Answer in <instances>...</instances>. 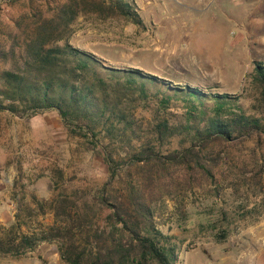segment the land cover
Returning a JSON list of instances; mask_svg holds the SVG:
<instances>
[{
  "label": "rangeland",
  "instance_id": "obj_1",
  "mask_svg": "<svg viewBox=\"0 0 264 264\" xmlns=\"http://www.w3.org/2000/svg\"><path fill=\"white\" fill-rule=\"evenodd\" d=\"M64 1L0 0V46L10 44L17 20L27 22L36 13L49 16ZM133 1L140 26L83 13L66 41L107 67L235 97V105L264 124L260 89L253 81L255 63H264V0ZM123 107L140 127L133 152L148 144L162 162L132 163L115 142L113 157L126 164L111 181L100 147L90 137L69 133L56 112L31 117L0 113V248L11 246V240L17 243L21 235L50 233L53 227L64 231L68 225L53 213L58 200L67 203L73 219L86 215L92 220L87 229H73L74 235L107 230L110 210L95 197L108 182L106 195L111 196L128 185L142 187L154 225L175 249L174 264H224L227 256L236 259L243 235H264V206L253 210L264 194V136L210 144L200 158L209 171L205 174L192 163L188 168L165 159L188 144L175 137L157 145L149 132V123L159 115L152 102L132 100ZM182 115L173 109L164 116L177 124L184 122ZM100 144L109 147L106 139ZM61 243L0 251V264H65Z\"/></svg>",
  "mask_w": 264,
  "mask_h": 264
},
{
  "label": "trees",
  "instance_id": "obj_2",
  "mask_svg": "<svg viewBox=\"0 0 264 264\" xmlns=\"http://www.w3.org/2000/svg\"><path fill=\"white\" fill-rule=\"evenodd\" d=\"M89 12L142 24L133 0H65L49 16L36 13L27 22L17 20L14 33L8 35L10 44L0 46V113L31 117L56 112L69 133L90 137L100 147L109 181L126 164L113 157L117 154L113 144L120 143L132 163L162 162L148 144L133 152V141L141 138L140 127L123 107L127 101H150L156 106L158 119L149 123V132L158 146L175 137L188 144L165 159L188 168L192 163L205 174L209 171L200 158L210 144L264 136V124L235 105V97L172 86L135 69L107 67L95 55L69 45L73 22ZM253 81L264 106V63H255ZM173 109L182 111L184 122L172 123L164 116ZM103 139L109 150L100 144ZM109 185L95 197L99 206L110 210L105 217L107 230L74 235L73 229H87L92 220L86 215L73 219L65 210L67 203L58 200L53 213L56 221L68 225L64 231L53 227L50 233L21 235L17 243L11 240V246L0 251L18 253L61 239L59 255L65 264H174L175 249L154 225V212L142 187L128 185L120 195L111 196L106 195ZM258 200L253 210L264 206V194Z\"/></svg>",
  "mask_w": 264,
  "mask_h": 264
},
{
  "label": "crops",
  "instance_id": "obj_3",
  "mask_svg": "<svg viewBox=\"0 0 264 264\" xmlns=\"http://www.w3.org/2000/svg\"><path fill=\"white\" fill-rule=\"evenodd\" d=\"M236 259L226 257L224 264H264V235H243Z\"/></svg>",
  "mask_w": 264,
  "mask_h": 264
}]
</instances>
